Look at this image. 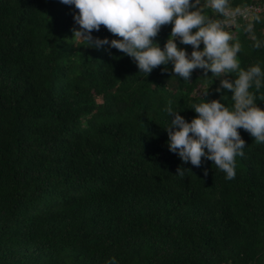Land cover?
Wrapping results in <instances>:
<instances>
[{
  "label": "trees",
  "instance_id": "trees-1",
  "mask_svg": "<svg viewBox=\"0 0 264 264\" xmlns=\"http://www.w3.org/2000/svg\"><path fill=\"white\" fill-rule=\"evenodd\" d=\"M230 4L260 9L227 30L241 68L264 71L245 31L259 14L264 41V0ZM75 15L60 0H0V264H264V143L239 129L244 156L227 180L206 158L183 163L164 130L169 101L187 122L206 100L231 109L224 77L184 81L171 62L147 76L115 48L73 40ZM171 28L154 40L162 49ZM250 91L264 110V87Z\"/></svg>",
  "mask_w": 264,
  "mask_h": 264
},
{
  "label": "clouds",
  "instance_id": "clouds-1",
  "mask_svg": "<svg viewBox=\"0 0 264 264\" xmlns=\"http://www.w3.org/2000/svg\"><path fill=\"white\" fill-rule=\"evenodd\" d=\"M65 5H74L78 15L73 17L80 30L73 31V40L84 41L93 48L105 45L115 48L137 62L140 73L150 74L153 69L172 63L174 76L188 81L196 69L204 70L205 79H220L216 91L231 93L234 102L230 109L220 100L207 101L208 90L202 94L206 102L195 104L197 114L191 122L171 107L166 109L170 120L168 148L178 154L183 163L200 167L202 158L226 173L227 180L236 176V157H243L245 141L239 129L248 132L257 143H264V110L256 104L253 87L259 92L264 87V71L257 65L246 70L238 59L242 45L227 29L236 23L238 17L248 18L247 8L230 4V0H60ZM210 8L222 19H213L204 14ZM261 21L259 14L245 27L255 41L254 47H264V41L255 36L254 24ZM172 25L171 35L163 49L154 42L163 26ZM105 27L119 39L109 41L93 39L91 33ZM180 44L193 48L190 56ZM203 44V50L200 45ZM211 72L212 78H207ZM236 78L229 80L230 74ZM181 168L177 169L182 175ZM207 176V171H205ZM110 264H116L115 259Z\"/></svg>",
  "mask_w": 264,
  "mask_h": 264
},
{
  "label": "built area",
  "instance_id": "built-area-1",
  "mask_svg": "<svg viewBox=\"0 0 264 264\" xmlns=\"http://www.w3.org/2000/svg\"><path fill=\"white\" fill-rule=\"evenodd\" d=\"M248 10H249V12H250V14L249 15H251L253 12H259V11H257V9H259V8H255V7H252V6H249V7H246ZM244 18V17H243Z\"/></svg>",
  "mask_w": 264,
  "mask_h": 264
},
{
  "label": "rangeland",
  "instance_id": "rangeland-1",
  "mask_svg": "<svg viewBox=\"0 0 264 264\" xmlns=\"http://www.w3.org/2000/svg\"><path fill=\"white\" fill-rule=\"evenodd\" d=\"M257 11H260V9H257ZM232 26H234V25H232ZM232 26H230L229 28H231Z\"/></svg>",
  "mask_w": 264,
  "mask_h": 264
}]
</instances>
